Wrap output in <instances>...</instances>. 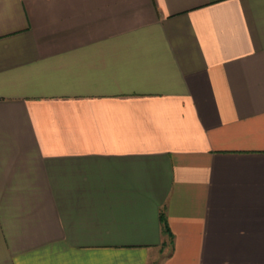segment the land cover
Returning <instances> with one entry per match:
<instances>
[{"label": "crops", "instance_id": "1", "mask_svg": "<svg viewBox=\"0 0 264 264\" xmlns=\"http://www.w3.org/2000/svg\"><path fill=\"white\" fill-rule=\"evenodd\" d=\"M0 264H264V0H0Z\"/></svg>", "mask_w": 264, "mask_h": 264}, {"label": "trees", "instance_id": "2", "mask_svg": "<svg viewBox=\"0 0 264 264\" xmlns=\"http://www.w3.org/2000/svg\"><path fill=\"white\" fill-rule=\"evenodd\" d=\"M162 224L164 226V232L168 235V236H171V232H170V229L167 225V221H166V218L164 215H162Z\"/></svg>", "mask_w": 264, "mask_h": 264}]
</instances>
